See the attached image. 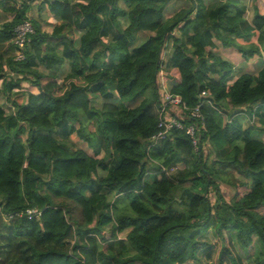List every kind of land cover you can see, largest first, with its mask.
<instances>
[{"label":"trees","instance_id":"1","mask_svg":"<svg viewBox=\"0 0 264 264\" xmlns=\"http://www.w3.org/2000/svg\"><path fill=\"white\" fill-rule=\"evenodd\" d=\"M20 1L0 0V264H185L208 230L264 264V0H184L169 16L176 0H41L62 23L33 17L16 61ZM221 47L262 64L237 69ZM160 74L205 102L203 122L184 121L199 151L186 128L153 143Z\"/></svg>","mask_w":264,"mask_h":264},{"label":"built area","instance_id":"2","mask_svg":"<svg viewBox=\"0 0 264 264\" xmlns=\"http://www.w3.org/2000/svg\"><path fill=\"white\" fill-rule=\"evenodd\" d=\"M35 32V27L30 20H25L14 29V44L16 45V52L14 59L16 61H22L26 58L27 44L31 40V34ZM204 101L198 103L194 108H190L182 99L180 94H175L169 90L160 92V98L158 101V133L153 137V143L158 140L166 139L174 128H186L187 133L193 140V146L195 151L201 149V142L198 135V127L196 124H185V117L192 116L204 121V117L201 112V108L204 105ZM181 169L180 165H173L169 168V172H173ZM0 212H2L0 208ZM30 218L33 215L40 214L38 209H29L26 212ZM13 215L10 214L9 217ZM1 261V256H0Z\"/></svg>","mask_w":264,"mask_h":264},{"label":"rangeland","instance_id":"3","mask_svg":"<svg viewBox=\"0 0 264 264\" xmlns=\"http://www.w3.org/2000/svg\"><path fill=\"white\" fill-rule=\"evenodd\" d=\"M37 1H41V0H35L34 3H37ZM205 1H209V0H205ZM20 2H22V0ZM183 6H185V1L184 0H176L175 2L173 1L172 3H169L168 6L166 7V15L169 16V15L174 14V12L176 10H178L179 8H181ZM37 8L38 7H35L34 8V11L35 12L36 11H38V12L42 11L40 9L37 10ZM250 8H251V10L246 14V18H247V21H248L249 24L251 23V21L253 19V11H252V6L251 5H250ZM99 12L101 13V11H99ZM102 15L105 16V14H103V13H102ZM25 20H30L32 22V19L30 17H28ZM24 21H22V22H24ZM21 23H19V24H21ZM48 25L49 26L50 25L52 26L53 23L45 24L46 27ZM146 36H147V34H145V33H139L138 36H137V42L140 43L141 42L140 40L146 39ZM13 42H14V39H13ZM223 54H224V56L225 55H228L229 58H232L231 55H230V53L224 52ZM238 54L241 56V54L239 52H237L236 50H234L233 57L236 58L238 56ZM226 58H228V57H226ZM251 62L252 61H249L250 64H251ZM239 66H240V63L239 64H236V67L237 68H239ZM24 84L27 85L28 83H24ZM3 94L4 93H0V104L3 103V101H4L3 100L4 99V95ZM16 99L18 101H21L23 99V97L22 96H17ZM71 139L73 141L77 142L81 147L85 148L88 151V153L93 154V150L88 146V144L82 142L80 140V138L76 134L72 135L71 136ZM113 162L115 164H118L119 163V156H118V154L116 152H114ZM220 169H223V167H221ZM230 169H232V167H230ZM232 171H234V169L231 170V172ZM235 175L236 176H239V177H237V178H234L233 177L234 179H240V178H242V175H240V174H235ZM221 189H222L225 197L228 200H230L232 198L233 194H234V190L232 189V187L229 186V185H226V184H222L221 185ZM212 196H213V194H212ZM224 234H225L224 235V238L215 237L213 235L212 231L211 230H208L203 239H206V240L209 241V243H210L209 248L200 251L198 253V259L197 260H190V261H188L185 264H221V262H222V264H232L231 263L232 260L230 258V255L228 254V251H223L224 250V247H229L230 250H231V252L236 257H239L240 258V260H239L240 261V264H255L254 261H253L254 257H251V258L246 257L247 255L249 256V254L247 252H244L246 254L244 256L240 254L239 250L237 249V247L235 245L234 235L230 234L229 232H224ZM107 235L108 236L110 235V232L109 231L107 232ZM251 250L252 251H255V252L257 251L256 249H251Z\"/></svg>","mask_w":264,"mask_h":264},{"label":"crops","instance_id":"4","mask_svg":"<svg viewBox=\"0 0 264 264\" xmlns=\"http://www.w3.org/2000/svg\"><path fill=\"white\" fill-rule=\"evenodd\" d=\"M35 2V0H32L31 1V4H32V8H31V10L28 12V17H30L31 19L34 17H37V18H39V19H41V21H46V22H49V23H53V24H61L62 23V20L61 19H58V18H55L54 16H50L49 15V12H48V8L46 9H44V8H42V9H40V7H39V4H40V2L41 1H37V3H34ZM35 7H38L37 8V10H42V11H40V12H38V11H34V8ZM47 7V6H46ZM220 53H221V55L224 57V58H226V57H228V58H226V59H229L230 61H232L235 65L236 64H239L240 63V66H239V68L240 67H246L247 69L248 68H250V66H249V62H245V61H242L241 59H240V56H239V54H238V56L236 57V58H234L233 57V52H234V50L233 49H224V48H220ZM15 52H16V50H14L13 51V55L15 54ZM224 52H226V53H230V55H231V57L232 58H229V56L228 55H225L224 56ZM262 59L259 57V58H255V59H253L252 60V62H251V64L253 65L254 64V67H255V69H257V67H259V66H261V64H262ZM238 69V68H237ZM24 83H28L27 85H25ZM29 84H30V82H28V81H23L22 82V85L24 86V87H28L29 86ZM159 85H160V87H162L161 88V91L160 92H163L164 90H170L169 88H170V86H171V81H167L163 76H162V74H160L159 75ZM4 95V94H3ZM19 96H22L23 97V99L21 100V101H18L17 99V101L19 102V103H25L26 101H27V96L26 95H19ZM4 101H3V103H5L6 102V100H5V95H4V99H3ZM100 101H102L101 99H100ZM158 106V105H157ZM230 108L232 109V104H230ZM158 113V112H157ZM248 123V121H246V124ZM91 154V153H90ZM180 166H181V170L182 171H184L186 168H187V163L185 162V163H183V164H180ZM183 168V169H182Z\"/></svg>","mask_w":264,"mask_h":264},{"label":"clouds","instance_id":"5","mask_svg":"<svg viewBox=\"0 0 264 264\" xmlns=\"http://www.w3.org/2000/svg\"><path fill=\"white\" fill-rule=\"evenodd\" d=\"M176 165H180V164H176Z\"/></svg>","mask_w":264,"mask_h":264}]
</instances>
